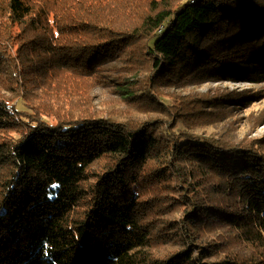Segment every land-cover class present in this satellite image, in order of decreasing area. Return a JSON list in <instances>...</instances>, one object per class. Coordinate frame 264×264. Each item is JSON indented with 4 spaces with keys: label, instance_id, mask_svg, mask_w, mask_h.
<instances>
[{
    "label": "trees",
    "instance_id": "1",
    "mask_svg": "<svg viewBox=\"0 0 264 264\" xmlns=\"http://www.w3.org/2000/svg\"><path fill=\"white\" fill-rule=\"evenodd\" d=\"M136 41L140 55L148 56L149 82L181 76L261 82L264 0H0V71L4 65L17 72L15 45L21 82L37 72L39 81L67 88L68 100L80 90L79 78L94 80L95 62L131 57ZM127 81L116 90L129 100ZM16 95L14 104L0 99V264H264V255L205 262L188 249L168 258L141 256L149 233L130 185L158 135L84 108L40 109ZM183 126L178 120L166 133L179 136L165 150L162 170L192 156L221 175L243 202L241 213L226 218L245 236L264 241V156L188 138ZM98 163L105 167L94 171ZM89 173L96 181L88 195L82 186ZM84 201L85 209L70 219ZM208 212L192 203L185 221L206 223ZM200 253L206 256V247Z\"/></svg>",
    "mask_w": 264,
    "mask_h": 264
},
{
    "label": "rangeland",
    "instance_id": "2",
    "mask_svg": "<svg viewBox=\"0 0 264 264\" xmlns=\"http://www.w3.org/2000/svg\"><path fill=\"white\" fill-rule=\"evenodd\" d=\"M134 43L129 46L131 57L111 56L108 62L107 59L95 62L94 80L79 78L80 90L71 100L63 95L62 90L68 92L67 88L46 79L39 81L35 78L37 72L21 82V77L16 75L22 66L13 45L11 56L17 72H13L12 67L2 66L0 99L7 105L14 104L19 91L23 101L40 109L84 108L96 117L123 122L129 128L144 124L158 135L156 149L142 167L137 182L130 185L139 222L149 233L141 256L168 258L188 249L205 262L226 258L241 262L261 259L264 241L245 236L225 216L241 213L243 202L235 191L227 189L221 175L196 162L192 156H180L173 166L166 164L164 170L161 165L173 137L178 140L179 135L166 134L178 120L183 123L182 133L188 138L247 147L252 154L264 156V81L181 76L175 82H149L148 56H141L142 47H137V41ZM121 79L128 80L131 87L129 100L116 90ZM104 167L98 163L92 168L96 171ZM95 181L89 173L82 187L86 190ZM192 203L196 207H208L206 223L204 218L198 219L196 225L185 221V210L191 208ZM85 207V201L76 205L70 219L77 218ZM213 209L223 211L224 215L216 214ZM203 246L208 253L206 256L199 254Z\"/></svg>",
    "mask_w": 264,
    "mask_h": 264
}]
</instances>
